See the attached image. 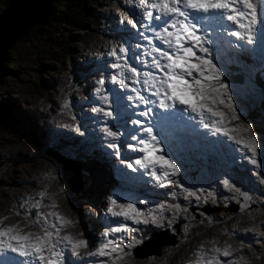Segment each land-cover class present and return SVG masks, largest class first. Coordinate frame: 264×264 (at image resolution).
<instances>
[{"label":"rangeland","instance_id":"rangeland-1","mask_svg":"<svg viewBox=\"0 0 264 264\" xmlns=\"http://www.w3.org/2000/svg\"><path fill=\"white\" fill-rule=\"evenodd\" d=\"M113 1L104 0L90 8L96 28L87 26L85 32L89 36L79 42L62 43V39L67 40L66 35H76L75 32L64 25L48 24L41 32L33 28L7 49V60L3 62L5 72L0 75V227L18 226L22 234L42 235V226L33 221L38 216L41 220L47 217L48 224L56 222L60 226L49 215L59 213L71 221L62 227L59 236L88 241L87 247L79 249V257L72 256L70 246L66 248L64 264H195L201 253L207 258H218L223 264H264V182H261L264 180V133L255 129V122L248 118L252 99L238 96L236 86L229 84L238 112L243 111V125L233 122V126L252 124L261 145L257 157L259 168L247 158L250 153L239 151L231 142L208 146L206 150L197 144H185L181 146L182 152L169 142L165 153L170 149V158H175L181 167V174L173 178L179 185L158 187L143 169L132 172L127 164L143 155L129 147H140L131 139L136 134L131 133L132 120L123 122L135 105L127 96L134 93L111 82V76L119 70L112 68L115 59L109 52L122 45L137 55L144 47L150 49L148 40L143 43L138 36L153 38L152 29L156 26L148 22L145 28V14L151 9L141 0H117L118 4ZM6 7V0H0V14ZM62 8L60 3L57 10ZM129 21L135 22L136 28ZM226 41L233 43L228 45ZM241 43L225 33L220 52L213 53L214 63L221 67L222 73L231 64L249 75L259 74L260 70L264 73L262 60L253 56L260 44L259 36L257 44L247 45L246 49L239 46ZM68 44L70 51L65 49ZM248 53L253 56L250 64L238 66L233 62L232 57ZM144 59L150 62L149 58ZM138 62L135 57L130 60L139 68ZM102 78L105 84L97 93ZM128 83L131 85V81ZM106 93L112 101L113 118L93 111L109 110V105L101 99ZM262 95L264 92L259 98ZM222 110L231 116L229 109ZM77 126L80 132L75 130ZM106 126L122 133L120 157L109 147L112 141L103 132ZM211 137L210 140L216 139ZM196 141L205 140L199 136ZM228 154L234 158H228ZM85 159H94L109 176L95 182L94 188L100 192L93 199L86 190L90 177L82 170ZM193 171L199 174L193 176ZM225 179L240 191L226 187ZM245 185L250 203L248 199H241ZM185 188L195 191L199 199L188 196ZM112 199H117L118 204H135L145 215L161 204L165 208L162 213H153L156 223L150 217L149 223H136L112 217L108 211ZM53 203L55 208L51 207ZM248 204L251 207L244 208ZM92 222L102 226L95 228ZM119 222L127 224L132 231L117 233L109 239L119 238L117 242L123 251L106 257L89 256L88 253L105 241L104 233ZM159 238L163 239L160 243L156 242ZM173 244L178 248L174 256V250L170 249ZM138 248L145 249L142 255ZM158 248L161 249L147 256ZM225 249L231 253L229 257L222 255Z\"/></svg>","mask_w":264,"mask_h":264},{"label":"snow or ice","instance_id":"snow-or-ice-1","mask_svg":"<svg viewBox=\"0 0 264 264\" xmlns=\"http://www.w3.org/2000/svg\"><path fill=\"white\" fill-rule=\"evenodd\" d=\"M141 3L147 4L151 9L145 14L149 24L153 20L160 22L152 31L154 38L161 41L166 48L157 47L152 43L153 38L147 36L144 38L151 47L139 55L135 52L130 53V49L123 45L118 49L113 48L109 55L115 59V63L111 66L119 71L111 76V82L134 93L128 95L127 100L136 102L137 107L145 106V110L139 113L140 116L152 117L154 108L162 111H158L147 126L139 119L132 121L133 124L140 125L139 129L133 130L137 134L131 135V139L140 147L132 145L129 147L143 155L135 159L134 163H128L127 168L132 172L143 169L144 174L152 177L158 187L174 183L179 185V181L173 178L181 174V167L175 162V158H170V149L165 153V147L168 146L165 127L176 133L191 132L204 139L214 136L216 139L208 141L212 146L231 142L239 151L250 153L247 158L259 168L257 157L261 145L253 132L252 124H247L246 127L233 126V122L243 125L241 119L243 111L238 112L230 85L224 81L221 67L214 63L213 53L220 52V41L223 40L225 33L227 36L237 38L238 42H243L239 46L245 49L247 45H256L259 36V49L264 58V31L260 30L261 21L258 19V15L264 16V0H141ZM129 23L136 28L135 22ZM226 43L231 45L233 42ZM133 57L149 70L141 71L140 68L133 66L130 63ZM144 57H151L150 62ZM128 81L136 86H131ZM98 83L100 87L96 91L100 93L105 80L102 78ZM145 92L150 95L143 94ZM101 99L109 105V110L96 108L93 111L102 112L104 117L113 118L109 95L106 93ZM223 108L229 109L231 116L226 115ZM201 129L208 131L201 132ZM75 130L80 132V127L77 126ZM103 132L106 137L111 138L109 147L115 150L117 157H120L122 145L119 142L122 133L107 126L103 128ZM139 132H143L145 137L139 138ZM139 178L129 177L131 180ZM223 184L237 192L240 191L227 179L223 180ZM184 191L188 196H196L199 199L195 191L186 188ZM241 195L248 199L246 193ZM51 207L55 208L56 204L53 203ZM164 208L165 205L161 204L157 209H149L145 215L135 204H118L117 199H112L108 211L112 217H122L136 223H149V217L151 222L156 223L157 217L153 213L156 211L162 213ZM19 214L17 212V215ZM49 215L54 217L55 221H59L60 226L56 222L48 224L47 217L41 220L38 216L33 223L42 226V235L22 234L18 226L0 227V264H64V250L69 246L72 256L79 257V249L87 247L88 241L74 240L71 236H59L62 227L71 224V221L56 212ZM130 231L132 229L127 224L117 223V226L104 233L105 241L88 255L106 257L118 250L123 251L117 242L119 238L109 237ZM215 251L219 253L220 249ZM9 253L15 254L14 257L8 256ZM222 255L229 257L231 253L225 249ZM15 257L23 259L17 260ZM195 264L223 262L218 258H206L201 253Z\"/></svg>","mask_w":264,"mask_h":264},{"label":"trees","instance_id":"trees-1","mask_svg":"<svg viewBox=\"0 0 264 264\" xmlns=\"http://www.w3.org/2000/svg\"><path fill=\"white\" fill-rule=\"evenodd\" d=\"M53 1L54 2L51 4L50 7L51 13L46 17L44 23L40 25L38 22H35L33 25L29 26V28L26 30L23 36L28 35L33 28L37 30V32L38 31L41 32L44 26L48 24H56L60 26L64 25L70 30H73L76 34V35L74 34L66 35L67 40L62 39L61 40L62 43L74 42V41L79 42L84 36H89V34L85 32L87 26H92L96 28L95 26L96 20L92 18L93 15L90 8L95 7L96 5H99L102 2H104V0H53ZM7 2L8 0H6V6H7ZM113 2L115 4H118L117 0H114ZM60 3L63 5V8L61 10H57V7ZM55 40L57 41V39ZM55 40H54L55 44H58L56 43ZM65 49L70 51L69 44L66 46ZM242 70L240 67H237L236 64H231L227 66L225 73H223V79L228 84L235 85L237 88H239L240 94L246 100H249L250 98L252 99L250 100L249 103L251 104V107L253 109L250 110L248 114V118L251 121L255 122L256 125L253 124L255 126V129L257 128L264 133V110H263L264 97L262 95V98H259L260 94L264 92V81H263L264 73H261L262 71L260 70L259 74L251 73L249 75L244 70L243 71ZM4 72H5V68L0 71V75H3ZM75 165H79V164H75ZM81 165H82V170L87 173V176L90 177L89 178L90 185L86 190L88 193H90L91 199H93L95 196H97V191H98V196L100 192V189L94 188L95 186H97L95 182H98L100 179L101 180H104L105 178L108 179L109 176L107 175L105 169L101 168L100 165L94 161V159H91L90 161L88 159H85ZM197 174L199 173L195 171L191 173V175L193 176H196ZM79 184L80 182H78L77 185L79 186ZM98 200L99 199H97V201ZM159 241H163V239H159L156 242ZM173 246L170 247L171 251L174 250L172 256H174L177 253L176 250H178L177 246L176 247ZM160 249L161 248L154 249L151 250L150 252L147 251L148 252V253L146 252L147 256H150L153 252ZM137 250H139L140 252L139 254L142 255L143 253L141 252L145 249L139 248Z\"/></svg>","mask_w":264,"mask_h":264},{"label":"water","instance_id":"water-1","mask_svg":"<svg viewBox=\"0 0 264 264\" xmlns=\"http://www.w3.org/2000/svg\"><path fill=\"white\" fill-rule=\"evenodd\" d=\"M53 2V0H8L6 9L0 14V71L3 69V62L7 60L5 54L9 46L23 36L29 26L35 22L42 25L51 13L49 8ZM247 207L251 205L244 206Z\"/></svg>","mask_w":264,"mask_h":264},{"label":"bare ground","instance_id":"bare-ground-1","mask_svg":"<svg viewBox=\"0 0 264 264\" xmlns=\"http://www.w3.org/2000/svg\"><path fill=\"white\" fill-rule=\"evenodd\" d=\"M52 130H55V129H52ZM182 134H184V135H193V134H190V133H188L187 131H180ZM188 138H189V136H188ZM241 193H246L247 194V197L249 198L248 200H249V203H250V196H249V193H248V189H247V187H243L242 188V190H241ZM245 197L244 196H242V200L244 199ZM90 221V220H89ZM92 221V220H91ZM89 223V222H88ZM92 224H93V226L95 227V228H97V227H101L102 226V224H98L97 222L95 223V222H92ZM63 236H66V235H63ZM153 238V237H152ZM159 239H161V238H159ZM152 242H154V239H152ZM160 242H162V241H159V243ZM139 249V248H138ZM141 250V249H140ZM65 252V251H64ZM136 255V254H135ZM138 255V254H137ZM207 258V257H206Z\"/></svg>","mask_w":264,"mask_h":264},{"label":"clouds","instance_id":"clouds-1","mask_svg":"<svg viewBox=\"0 0 264 264\" xmlns=\"http://www.w3.org/2000/svg\"><path fill=\"white\" fill-rule=\"evenodd\" d=\"M139 37V36H138ZM225 73V72H224ZM238 96H241V97H243L240 93H238ZM244 98V97H243ZM253 109V108H252ZM200 144V146L204 149V150H206V149H208V146H212V145H210L209 144V142H207V141H205V142H202V143H199ZM187 146V145H186ZM178 146H175V148H177ZM213 147V146H212ZM179 149H181V147H179ZM105 163V162H104ZM238 170V169H237ZM246 186V185H245ZM206 187V186H205ZM247 187V186H246ZM248 188V187H247ZM210 189V188H209ZM201 211H203V209L201 210Z\"/></svg>","mask_w":264,"mask_h":264}]
</instances>
